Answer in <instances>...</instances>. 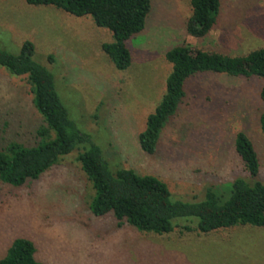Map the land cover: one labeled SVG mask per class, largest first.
Wrapping results in <instances>:
<instances>
[{
  "label": "rangeland",
  "instance_id": "374dc122",
  "mask_svg": "<svg viewBox=\"0 0 264 264\" xmlns=\"http://www.w3.org/2000/svg\"><path fill=\"white\" fill-rule=\"evenodd\" d=\"M220 1L214 29L196 38L187 33L190 0H152L146 27L127 42L132 62L121 70L102 48L114 41L112 31L91 16L0 0V50L19 54L26 40L35 44L34 59L53 73L71 119L91 135L112 171L155 176L168 185L173 200L200 201L209 188L225 200L235 180H251L236 149L239 133L254 144L261 163L256 179L264 182V78L214 71L191 76L156 151L140 144L167 90L169 50L185 41L223 56L264 47V0ZM45 124L27 75L0 66V149L12 141L38 144ZM90 147L77 146L23 185L0 180V260L16 239L28 238L44 264H264V226L200 233L197 218H179L194 229L159 235L113 212L95 215V190L78 158Z\"/></svg>",
  "mask_w": 264,
  "mask_h": 264
},
{
  "label": "trees",
  "instance_id": "16d2710c",
  "mask_svg": "<svg viewBox=\"0 0 264 264\" xmlns=\"http://www.w3.org/2000/svg\"><path fill=\"white\" fill-rule=\"evenodd\" d=\"M26 1L34 6H55L77 17L91 16L97 26L109 28L114 41L104 43L102 48L121 70L132 62L127 42L144 30L152 10V0ZM190 4L192 15L187 23V33L196 38H205L216 25L221 1L190 0ZM35 53V44L30 40L23 43L19 54L0 50V66L14 75H27L34 104L46 123L38 131L41 136L38 144L25 145L12 141L0 149L1 181L23 185L29 179L40 177L77 146L91 143V147L80 152L78 158L95 190L91 203L95 215L113 212L119 220L127 221L140 231L159 235L169 234L177 227L185 231L194 229L191 224H181L184 220H177L179 218H197L195 229L200 233L235 226H264V182L256 179L261 169L260 158L245 133L238 134L236 149L242 158L243 169L251 180H235L230 196L225 200L212 188L200 201L173 200L168 185L155 176L142 175L134 169H110L102 149L93 143L89 133L80 130L71 119L57 91L53 73L34 59ZM166 57L172 63L166 93L155 112L149 116L146 129L140 134V144L149 153L156 151L165 123L183 102L186 81L191 76L214 71L264 78V47L244 56H223L185 41L169 50ZM260 94L264 100V85ZM261 122L264 131V114ZM36 253L37 248L31 240L18 238L0 264H44L36 258Z\"/></svg>",
  "mask_w": 264,
  "mask_h": 264
}]
</instances>
